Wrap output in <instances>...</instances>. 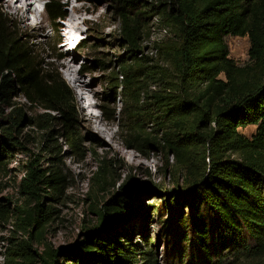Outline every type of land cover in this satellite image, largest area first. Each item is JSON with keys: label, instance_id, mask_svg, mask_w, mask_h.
Masks as SVG:
<instances>
[{"label": "trees", "instance_id": "1", "mask_svg": "<svg viewBox=\"0 0 264 264\" xmlns=\"http://www.w3.org/2000/svg\"><path fill=\"white\" fill-rule=\"evenodd\" d=\"M63 1L45 3L51 23L65 18ZM156 1L149 16L160 17L170 36L144 57L141 2L117 0L118 32L127 51L118 73L122 108L101 107L104 120L117 123L128 149L162 160L160 173L172 177L176 190L163 198L161 210L180 223L184 244H192L197 254L191 263L264 264V0ZM227 37L248 39L245 65L229 58ZM33 56L0 15V219L7 222L11 214L25 237L8 240L3 264H134L131 241L121 243L126 232L115 230L135 214L132 187L109 185L113 171L105 161L90 179L93 199L108 195L99 207L90 206L96 224L82 229L68 248L40 241L66 182L54 139L60 135L81 151L66 86L45 77L49 67L41 70ZM17 92L22 108L13 102ZM23 107L43 113L26 118ZM248 126L256 127L250 138L239 132ZM29 128L44 138L41 151L54 156L44 169L35 159L27 162L19 182L14 180L21 203L10 210L2 182L11 156L26 153L23 137L34 134L25 132ZM33 242L41 251L32 250ZM181 258L186 260L183 251ZM141 264H156L151 250L142 253Z\"/></svg>", "mask_w": 264, "mask_h": 264}, {"label": "rangeland", "instance_id": "2", "mask_svg": "<svg viewBox=\"0 0 264 264\" xmlns=\"http://www.w3.org/2000/svg\"><path fill=\"white\" fill-rule=\"evenodd\" d=\"M8 1L16 3V0H0V15L13 23V30L30 51L34 52L33 57L36 58L39 68L45 70L47 66L49 67L50 72L45 73V77L59 78L66 86L74 120L73 132L81 151L80 155L77 154V151L68 147V140L61 138L60 135L54 139L55 153L61 161L60 169L66 182L62 195L51 205L53 222L40 241L49 244L52 249L68 248L83 233L82 229L91 228L96 224L97 217L90 212V206L94 204L99 207L108 195H99L93 199L89 195L90 179L100 162L105 161L113 171V181L111 180L109 185L116 182V188L119 183H126L132 187L129 191L130 204L135 214L122 225L116 226L115 230L126 232L121 243L127 244L129 242L124 241H131L135 253L134 264H141L142 253L148 250L154 253L156 264H185L186 260L187 264H194L195 261L191 263L190 258L197 253L192 244L189 246L184 244L180 223L171 220L169 212L161 210L163 198L165 199V196L171 198L175 189L172 177L167 175L163 177L160 173L162 160L153 154L145 159L140 153L128 149L117 123L105 121L100 110L101 107H109V109L115 107L117 112H120L122 108L120 88H118L121 76L118 73L121 67L120 60L126 58L127 51L120 42L118 32L119 22L115 12L117 0H64L62 7L65 18L55 23H51L46 12L38 13V5L35 4L36 13L41 16L37 20L38 25L34 24L32 15H29L27 23L14 15L12 8L8 6ZM140 2L142 6L139 10L145 12L141 15L142 22L147 28L139 54L150 57L154 54V44L167 39L170 31L164 22H161L160 17L149 16L148 11L151 6L158 5L156 0H140ZM68 4L85 7L84 17H87V22L81 26V34L74 37L76 40L71 42L70 46H75L78 41L81 44L69 53L66 47L62 49L61 46L64 38L69 35L59 27L62 24L66 25L64 20L70 14ZM142 7L145 10H142ZM91 9L94 11L91 12ZM225 42L228 46L229 58L238 66L245 65L248 61V39L227 37ZM66 54L76 59L77 76L86 82L87 90L83 91L79 84L72 83L65 70L57 65ZM13 102L17 103V107L22 108L24 99L19 92ZM88 104L90 106L86 107ZM23 108L26 118H34L43 113L39 109ZM47 115L51 118L55 116L54 113ZM90 120L92 124L87 125ZM49 126L54 131L59 129L57 124ZM255 129L254 126H248L240 129L239 132L250 138ZM30 131L34 134L25 133L22 140L26 153L11 156L9 176L2 182V198L10 200V210L21 203L14 189V180L19 182L27 162L35 159L39 167L44 169L49 167L46 159L54 156L41 151V146L45 145L41 133L32 128L25 130V132ZM178 179L180 181L182 176L179 175ZM117 181L120 182L117 184ZM15 224V218L11 214L7 222L0 219V264L4 262V254L9 246L8 240L25 239L18 232ZM32 244V250L41 251L42 248L37 242ZM182 251L186 254V260L183 262Z\"/></svg>", "mask_w": 264, "mask_h": 264}, {"label": "bare ground", "instance_id": "3", "mask_svg": "<svg viewBox=\"0 0 264 264\" xmlns=\"http://www.w3.org/2000/svg\"><path fill=\"white\" fill-rule=\"evenodd\" d=\"M8 6L12 8L14 15H17L20 19L25 20L26 23L29 21V15L33 16V19L35 22V25L37 24V20L41 17L36 13V8L35 4L36 1L34 0H16V3L13 1H8ZM17 4V5H16ZM70 7V14L66 17V20H64L65 24H62L60 27V30L64 31V33H67L69 35L68 37L64 38V41L62 42L61 46L62 49L65 48L66 51L69 53L70 51H74L75 48L72 47L70 48L71 42L76 40L74 37L78 36L81 34L82 29L81 26L84 25L87 21L86 18L84 17V14L86 12L85 7H75L72 4H68ZM94 10L91 9V12ZM39 13V12H38ZM89 13V12H87ZM40 16V17H39ZM64 26V27H63ZM80 43V42H79ZM79 44H77L78 46ZM60 46V47H61ZM61 62H58V66L63 68L67 75L69 76V80L74 83L75 85H80V87L84 90H87L86 88V82L82 80V78L77 76V69L75 66L76 59L72 56H62ZM90 104H88L86 107H89ZM90 115H92L90 113ZM91 123V120L88 121L86 124L89 125ZM92 124V123H91Z\"/></svg>", "mask_w": 264, "mask_h": 264}]
</instances>
